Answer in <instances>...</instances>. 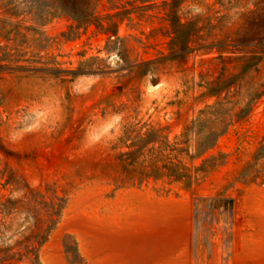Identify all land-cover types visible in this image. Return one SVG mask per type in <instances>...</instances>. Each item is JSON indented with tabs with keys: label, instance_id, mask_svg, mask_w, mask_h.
Returning <instances> with one entry per match:
<instances>
[{
	"label": "rangeland",
	"instance_id": "1",
	"mask_svg": "<svg viewBox=\"0 0 264 264\" xmlns=\"http://www.w3.org/2000/svg\"><path fill=\"white\" fill-rule=\"evenodd\" d=\"M32 5L29 14L18 17L23 19L25 38L19 48L26 69L6 72L0 80V137L13 152L0 153V171L7 166L46 200L56 195L63 205L42 237L36 221L44 218L43 211L21 210L5 219L2 242L23 254L13 264H100L101 255L104 260L114 256L116 244L135 254L144 243L160 259L163 249L167 254L185 238L187 254L175 264H264V177L252 180L249 169L263 132L264 96L248 118L191 160L188 155L196 152L193 131L188 146L175 145L187 151L171 150L162 141L164 136L172 144L184 140L185 126L212 102L195 101L198 87L185 92L183 78L194 86L197 72L214 52L192 54L186 76L168 64L157 74L140 77L130 71L128 61L167 54L166 38L145 37L162 24L159 17L119 25L118 35L130 49L125 54L106 50V36L94 25L76 26L65 14L50 15L41 0ZM109 6L101 0L97 14L115 13ZM236 6L241 11L250 3L240 0ZM157 11L149 13L161 16ZM258 79L264 81V67ZM143 123L164 129L157 137L147 134L146 127L138 134L125 132V126ZM138 137L158 142L132 145ZM174 155L190 169L187 184L169 182L162 167ZM210 156L215 159L195 172L193 167ZM155 159L157 181L150 168Z\"/></svg>",
	"mask_w": 264,
	"mask_h": 264
},
{
	"label": "trees",
	"instance_id": "2",
	"mask_svg": "<svg viewBox=\"0 0 264 264\" xmlns=\"http://www.w3.org/2000/svg\"><path fill=\"white\" fill-rule=\"evenodd\" d=\"M16 1L0 0V7L3 9L0 16V38L4 41H0V80L4 79L6 72L26 69L21 64L25 59L19 48L25 38V33L21 31L23 19L18 17L21 14H29L36 0H20L15 3ZM30 1L32 3L28 5L27 2ZM41 1L45 12L50 15L65 14L76 26L94 25L98 32L106 36V50L116 48L125 54H128L130 49L126 47L125 38L118 35L119 25L124 20L131 23L134 18L151 21L153 17H159L162 24L151 27L145 37L149 39L161 35L166 38L167 54L163 55L164 52L160 50L158 53L163 55L162 57H138L128 61L130 71L133 70L140 77L147 73L157 74L168 64L169 68L174 66L175 71L185 73L187 60L192 54L215 53L209 58L206 68L197 72L198 81L194 82V86L189 85V80L183 78L185 92L195 85L198 87L199 92L193 97L195 101L212 102L205 103L198 109L191 125L185 126L181 134L185 136L184 140L172 144L167 136H164L162 141L171 150L187 151V147L176 148L175 145L182 143L188 146L187 136L193 131L196 136V152L188 155L191 160L201 158L233 125L248 118L257 102L264 96V81L258 79L264 67V0H246L250 7L241 11L235 10L240 0H214L212 3L205 0H160V3L156 0H107L109 8L116 11L104 16H99L96 12V6L101 0ZM155 8L159 9L157 12L161 11V16H158V13H149ZM11 40L14 41L12 46L8 44ZM137 41L144 43L142 39ZM143 127H146L147 134L152 137H157L164 129L160 124H129L125 126V132L138 134ZM157 142V138L147 140L138 137L131 144L141 146ZM0 153L5 156L13 154L1 137ZM218 154L225 156L223 152ZM137 157L132 159L133 162ZM176 157L167 156L162 167L170 177L169 182L184 180L187 184L192 178L190 169L182 165ZM214 159L213 156L203 158L201 165L193 167L195 172L203 170V165ZM156 161L159 160L155 159L150 164L154 181L159 179V166L155 164ZM249 169L254 173L252 180L264 177V121L263 132L252 153ZM62 202L63 199L56 195L46 200L45 194L31 187L23 178L16 177L7 166L0 171V226L4 225L7 217L18 214L21 210H32L37 214L43 211L44 218H38L36 221V230L42 237L43 232L53 224V216L60 212ZM13 248L5 245L0 238V264H13L22 258L23 254Z\"/></svg>",
	"mask_w": 264,
	"mask_h": 264
},
{
	"label": "crops",
	"instance_id": "3",
	"mask_svg": "<svg viewBox=\"0 0 264 264\" xmlns=\"http://www.w3.org/2000/svg\"><path fill=\"white\" fill-rule=\"evenodd\" d=\"M144 235H146V232H144ZM188 248V239L185 238L182 244H177L171 249L168 248L167 254L163 249V256L156 259L152 256L154 250H151L145 243L137 246L135 254L133 251H129L127 246H123V251H121L120 246L116 244L114 256L107 255L104 260L103 255H101L100 264H175V259L180 258L184 253L187 254Z\"/></svg>",
	"mask_w": 264,
	"mask_h": 264
},
{
	"label": "clouds",
	"instance_id": "4",
	"mask_svg": "<svg viewBox=\"0 0 264 264\" xmlns=\"http://www.w3.org/2000/svg\"><path fill=\"white\" fill-rule=\"evenodd\" d=\"M104 132L106 133L107 132V127L104 129ZM98 138V137H97Z\"/></svg>",
	"mask_w": 264,
	"mask_h": 264
}]
</instances>
